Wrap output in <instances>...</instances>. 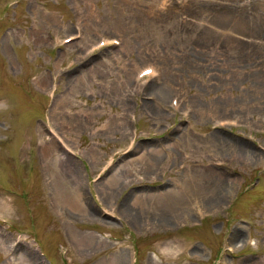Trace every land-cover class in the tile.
Listing matches in <instances>:
<instances>
[{"label": "rangeland", "instance_id": "obj_1", "mask_svg": "<svg viewBox=\"0 0 264 264\" xmlns=\"http://www.w3.org/2000/svg\"><path fill=\"white\" fill-rule=\"evenodd\" d=\"M176 1L0 0V264H264V0Z\"/></svg>", "mask_w": 264, "mask_h": 264}, {"label": "bare ground", "instance_id": "obj_2", "mask_svg": "<svg viewBox=\"0 0 264 264\" xmlns=\"http://www.w3.org/2000/svg\"><path fill=\"white\" fill-rule=\"evenodd\" d=\"M146 64H147V63H146ZM145 67H146V66H145ZM145 67H144V68H145ZM142 69H143V68H142ZM142 69H141V70H142ZM141 70H140V71H141ZM140 71H139V72H140ZM136 75H137V74H136ZM149 76H152V77L156 78V77L153 76V75H149ZM147 77H148V76H147ZM147 77H146V78H147ZM146 78H144V79H146ZM154 78H153V79H154ZM144 79H143V80H144ZM150 80H151V79H147V80L143 81V85L146 86L145 83H146L147 81H150ZM160 84H161V83L158 84V81H156V84L153 85V86H155V87H154L155 91H156L157 86L160 85ZM143 85H141V87H142ZM151 85H152V84H151ZM156 85H157V86H156ZM162 87H163V86H162ZM157 92H158V91H157ZM155 100H156V99H155ZM187 102H188V101H185L184 104H188ZM183 106H184V105H183ZM194 113H195V112L193 111V113H192L193 115H192V116H195ZM229 118H230V117H225V118H222V119H229ZM225 126H226V125H225ZM227 127H228V126H227ZM218 128H223V127L220 126V127H218ZM216 132H217V131H216ZM61 149H62V148H61ZM62 150H63V149H62ZM63 151H64V150H63ZM64 153H65L66 156H67V159H64L65 161L63 162V163L65 164L66 168H67V169H70V172H71L72 175H74L73 173H74L75 170L78 171L77 173H80L81 170H82V168H80V167L78 166V162H79V164H80V161H79L78 159H76V158L70 156L67 152L64 151ZM71 160H75L77 163H76V162L74 163V162H72ZM80 169H81V170H80ZM115 181H116V179H115ZM66 201H69L70 203H75L73 196H70V198H69L68 200H66ZM72 232H73V231H72ZM235 232L238 233V231H235Z\"/></svg>", "mask_w": 264, "mask_h": 264}]
</instances>
